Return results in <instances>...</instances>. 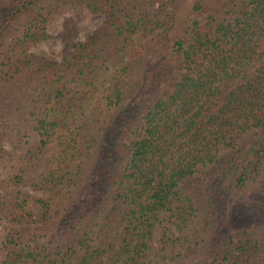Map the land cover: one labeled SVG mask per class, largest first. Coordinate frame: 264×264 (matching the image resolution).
Masks as SVG:
<instances>
[{"label": "trees", "instance_id": "trees-1", "mask_svg": "<svg viewBox=\"0 0 264 264\" xmlns=\"http://www.w3.org/2000/svg\"><path fill=\"white\" fill-rule=\"evenodd\" d=\"M70 8L103 26L31 55ZM218 185L264 217V0H0V264H264Z\"/></svg>", "mask_w": 264, "mask_h": 264}, {"label": "rangeland", "instance_id": "rangeland-1", "mask_svg": "<svg viewBox=\"0 0 264 264\" xmlns=\"http://www.w3.org/2000/svg\"><path fill=\"white\" fill-rule=\"evenodd\" d=\"M192 17L190 16L189 19ZM197 19L201 20L199 17ZM103 26V18L100 15L91 14L84 8H70L63 10L54 16L47 24L46 31L50 38L32 46L29 49L31 55H35L45 60L59 61L64 50L65 40L72 43L82 42L93 31L100 29ZM3 149L9 150V145L4 144ZM215 195L216 218L215 231L217 233L228 229H242L251 227L261 223L264 219L260 212L252 209L248 212L233 209L230 199L226 196L224 185H218ZM20 191L35 199H45L47 193L35 191L29 183L20 184ZM27 210L33 214L39 212L38 207L34 203L27 204ZM66 221H71L70 216L65 217ZM210 257V256H209ZM207 257L198 259L199 264H208Z\"/></svg>", "mask_w": 264, "mask_h": 264}]
</instances>
